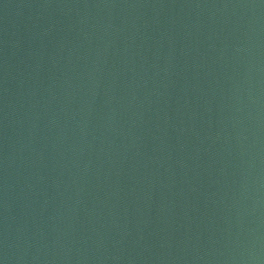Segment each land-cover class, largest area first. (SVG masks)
<instances>
[{
    "label": "water",
    "instance_id": "1",
    "mask_svg": "<svg viewBox=\"0 0 264 264\" xmlns=\"http://www.w3.org/2000/svg\"><path fill=\"white\" fill-rule=\"evenodd\" d=\"M0 264H264V0H0Z\"/></svg>",
    "mask_w": 264,
    "mask_h": 264
}]
</instances>
